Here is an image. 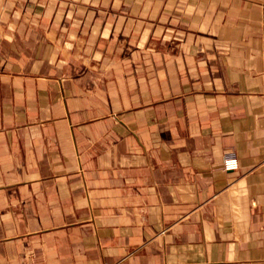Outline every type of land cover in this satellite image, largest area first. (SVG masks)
Instances as JSON below:
<instances>
[{"label":"crops","instance_id":"obj_1","mask_svg":"<svg viewBox=\"0 0 264 264\" xmlns=\"http://www.w3.org/2000/svg\"><path fill=\"white\" fill-rule=\"evenodd\" d=\"M0 264H264V0H0Z\"/></svg>","mask_w":264,"mask_h":264},{"label":"built area","instance_id":"obj_2","mask_svg":"<svg viewBox=\"0 0 264 264\" xmlns=\"http://www.w3.org/2000/svg\"><path fill=\"white\" fill-rule=\"evenodd\" d=\"M238 166V160L234 153H229L224 161V168L226 170L235 169Z\"/></svg>","mask_w":264,"mask_h":264}]
</instances>
